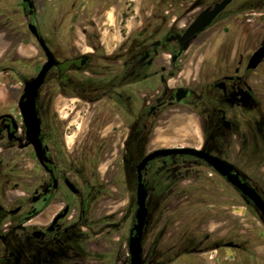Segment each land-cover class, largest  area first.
I'll list each match as a JSON object with an SVG mask.
<instances>
[{
    "label": "flooded vegetation",
    "instance_id": "1",
    "mask_svg": "<svg viewBox=\"0 0 264 264\" xmlns=\"http://www.w3.org/2000/svg\"><path fill=\"white\" fill-rule=\"evenodd\" d=\"M34 1L22 0V12L47 62ZM179 1L163 8L165 16L158 26L141 28L143 21H139L138 29L129 33L135 35L110 53L88 40L86 51H71L73 44L67 37L45 42L57 64L34 104L39 136L28 139L20 109L26 81L16 106L0 112V264H130V239L136 235L137 224L138 168L159 151L213 155L230 165L240 181L264 200V59L256 68L249 67L264 46V36L262 30L252 29L247 18L255 12L263 15L264 0H231L202 32L184 40L200 13L224 0ZM159 8L154 5L146 11ZM169 12H180L179 22L171 23L166 17ZM49 16L60 21L64 14L50 11ZM187 17L191 18L180 28V20ZM223 25L224 30L231 29L229 38L219 44L211 42V31ZM51 27L55 29L56 24ZM254 34L257 42L249 44ZM193 47L197 49L194 59L188 58ZM192 60L194 67L188 68ZM82 113L84 123L79 128L74 122ZM189 125L195 127L193 132L179 136L178 131ZM168 137L185 144H157L148 150L151 143ZM159 170L167 173L166 182L182 187L183 206L200 200L194 184L211 193V177L216 175L264 221L255 204L205 159L192 152L158 156L141 171L148 210L143 258L153 222L156 177L152 176ZM113 192L120 197L114 200ZM111 202L121 205L112 210ZM210 239L206 235L199 246L184 250L182 256L211 252L205 248ZM223 246L243 248L235 242ZM156 247L144 264H150ZM220 247L217 244L214 250ZM119 256L124 263L117 260Z\"/></svg>",
    "mask_w": 264,
    "mask_h": 264
},
{
    "label": "rangeland",
    "instance_id": "2",
    "mask_svg": "<svg viewBox=\"0 0 264 264\" xmlns=\"http://www.w3.org/2000/svg\"><path fill=\"white\" fill-rule=\"evenodd\" d=\"M187 1L193 2V0ZM34 2L38 11L37 23L45 42L49 43L55 37H67L70 39L68 42L73 44L70 46L71 51L83 49L86 51L85 42L88 40L89 43L100 44L99 48L103 47L104 52L110 53L123 42H128L127 37L134 30L128 28L131 22L136 24L143 21L141 28L158 26L165 16L162 13L163 8H168L169 5L176 6L180 1L54 0L48 3V0H35ZM142 5L144 8L140 11ZM154 5L160 8L150 11ZM147 9L150 10L146 11ZM50 11L55 12L56 15L64 14L65 20L63 16L60 21L51 20ZM177 15L179 16L180 12H169L166 17L171 23H175L179 22V19H176ZM54 17L55 15L52 14L51 18ZM190 18L180 20L179 27L183 28ZM247 18L251 20L248 24L252 25V29L262 30L264 36V12L263 15L255 12ZM28 23L27 17L22 12V0H0V112L16 106L24 82L34 78L46 62L33 34L28 29ZM53 24H56L55 29L51 27ZM229 30H231L229 27L224 30L223 25L214 31L215 35L211 31V42L219 44L227 40ZM256 37L255 34L252 35L249 44L257 42ZM196 47L189 51L188 58L194 59L192 56L196 53ZM213 52L212 47L211 53ZM193 67L192 60L188 68ZM73 107L72 104L71 108ZM65 111L70 112L68 109ZM82 116L83 113L77 115L74 122L79 128H82L84 123ZM192 129L194 130L195 127L189 125L186 129L178 131L179 136L188 135L189 132H193ZM76 131L78 133V130ZM161 133L158 131V134ZM72 140L74 137L71 142ZM157 142L151 143L148 150L154 149L157 144L167 147L185 144V141L171 137L160 138ZM166 174L165 171L159 170L152 176V178L156 177L152 195L153 222L145 240V260L151 248L157 245L149 261L150 264L164 262L167 264H264V221L260 220L254 209L247 206L235 189L213 175L211 193L208 188L194 184L200 200L193 206H183L179 198L182 187L172 186L166 182L168 178ZM196 183L199 184V181ZM113 196L114 200L120 197L117 192H113ZM120 205V202H111L108 207L115 210ZM187 207H191V210H183ZM206 235H210L211 239L205 248H211V252L182 256L184 250L199 246ZM229 242L242 244L243 248L235 250L223 246ZM217 244L221 247L214 250ZM117 260L124 263L123 257L119 256Z\"/></svg>",
    "mask_w": 264,
    "mask_h": 264
},
{
    "label": "water",
    "instance_id": "3",
    "mask_svg": "<svg viewBox=\"0 0 264 264\" xmlns=\"http://www.w3.org/2000/svg\"><path fill=\"white\" fill-rule=\"evenodd\" d=\"M230 2L231 0H224L220 3H217L213 9H207L200 13L196 21L189 27L182 39H189L191 36L202 32L205 27L209 26L213 22V20L227 7ZM30 28L33 32H36L34 27L31 26ZM189 43L190 42L186 44L185 48L188 47ZM40 44L46 54L47 62L35 78L25 82L24 95L22 96L20 103V109L24 117L25 125L27 127V135L30 141L36 139L40 134V121L37 117L34 107L36 98L42 85L45 83L49 71L53 68L54 65L57 64L53 53L49 50L46 43L41 40ZM263 59L264 46L254 54L249 67L256 68ZM187 152H192L195 155H198L199 157L205 159L211 165V167H213L221 176L225 177L229 181V183L236 187L245 197L249 198L255 204V207L264 215L263 198L257 193L255 189H253L246 183H242L239 179V175L236 173L234 174L232 167L225 161H222L219 158L214 157L213 155L209 156L208 154L199 151L195 152L191 150H165L156 152L145 158V160L138 168L139 187L138 210L136 214L137 224L135 226L136 235L132 236L130 239V264H144L142 240L144 228L147 223L148 210L146 207L147 192L142 184V169L150 160L154 159L155 157L169 156ZM227 246L230 247L231 244H228Z\"/></svg>",
    "mask_w": 264,
    "mask_h": 264
},
{
    "label": "crops",
    "instance_id": "4",
    "mask_svg": "<svg viewBox=\"0 0 264 264\" xmlns=\"http://www.w3.org/2000/svg\"><path fill=\"white\" fill-rule=\"evenodd\" d=\"M128 28L129 30H132V29H138V22L135 24L133 22H131L129 25H128Z\"/></svg>",
    "mask_w": 264,
    "mask_h": 264
}]
</instances>
